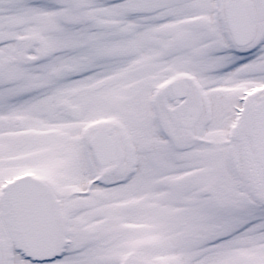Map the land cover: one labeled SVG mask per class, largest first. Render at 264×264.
I'll use <instances>...</instances> for the list:
<instances>
[{
	"label": "snow or ice",
	"instance_id": "1",
	"mask_svg": "<svg viewBox=\"0 0 264 264\" xmlns=\"http://www.w3.org/2000/svg\"><path fill=\"white\" fill-rule=\"evenodd\" d=\"M0 264H264V0H0Z\"/></svg>",
	"mask_w": 264,
	"mask_h": 264
}]
</instances>
